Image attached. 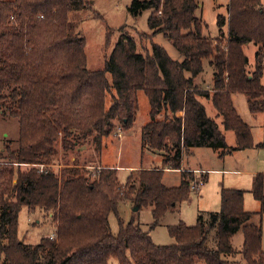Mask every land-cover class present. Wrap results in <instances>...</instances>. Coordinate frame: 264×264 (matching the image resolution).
<instances>
[{
    "label": "trees",
    "instance_id": "trees-1",
    "mask_svg": "<svg viewBox=\"0 0 264 264\" xmlns=\"http://www.w3.org/2000/svg\"><path fill=\"white\" fill-rule=\"evenodd\" d=\"M200 6L201 0H132L131 16L151 10V33L141 37L162 33L182 60L158 43L140 51L124 25L105 66L89 69L81 30L89 0H0V115L19 120L17 149L8 144L7 155L1 154L7 162H0V264H264L263 172L254 175L250 189L259 211L245 210L246 190L223 187L221 210L200 211L193 226L170 225L171 244L157 245L141 223L119 217L123 201L150 206L154 228L187 200L190 181L201 184L207 175L185 169L180 184L171 187L163 176L167 168L181 169L184 153L193 148L211 147L224 157L255 146L252 126L233 96L244 94L253 116L264 113V1L230 0L227 14L218 15L217 37L205 34L206 23L196 14ZM250 45L256 46L253 62L245 51ZM206 61L213 68L211 88L195 81ZM139 89L152 108L141 130L143 153L160 155L161 166L131 173L124 186L117 168L99 169L93 157L83 166L75 159L59 173L16 167L51 164L57 144L66 153L93 145L100 159L105 138L132 127ZM227 131L235 135L233 145ZM23 207L50 216L54 237L37 244L19 239ZM112 213L119 217L118 233L110 226Z\"/></svg>",
    "mask_w": 264,
    "mask_h": 264
},
{
    "label": "rangeland",
    "instance_id": "rangeland-1",
    "mask_svg": "<svg viewBox=\"0 0 264 264\" xmlns=\"http://www.w3.org/2000/svg\"><path fill=\"white\" fill-rule=\"evenodd\" d=\"M92 8L87 12L89 14L81 24V30L86 36V54L87 67L89 69H100L105 66L107 58L111 55L113 48L119 38V29L127 25L129 34H132L139 43V50L142 52L151 51L152 43H158L163 46L173 59L182 60V56L174 47L172 42L158 33L150 37H141L142 33H151L148 18L151 10L144 11L138 17H133L128 12V6L132 0H89ZM230 0H201V6L196 11L198 17L206 23L205 34L212 37L219 36V27L217 18L219 14H227V5ZM256 48L253 45L245 48L250 60L254 61V52ZM111 80V75H109ZM213 79V68L208 61L205 62L204 72L196 77L195 81L205 88H211ZM264 82V79H263ZM4 93H7L5 91ZM137 111L136 119L129 130L122 131L116 128L110 136L105 138L101 158H95L93 145L83 147L81 152H64L62 146L57 144V153L53 157L51 164H21L16 166L21 170H27L32 167L42 169H53L57 173L66 165H72L76 161L81 163H90L93 157L98 168H117V178L121 185L125 182L131 173L137 174L140 169H149L154 166H161L160 155H152L147 151L143 153L141 144V126L143 121L152 119V108L147 95L143 89L137 91ZM234 103L242 118L252 126L255 146L243 150L235 151L224 157L220 152L211 147H197L191 152L184 153L181 171L185 169L204 171L207 175L205 182L196 189L190 188V196L187 200L178 203L174 209L169 211L158 225L151 228L154 222L152 208L143 206L139 208L130 201H123L119 206V217L125 224L132 219L141 223L145 230H149L153 241L157 245L171 244L174 239L169 232L170 225L178 224L184 221L187 225L193 226L197 223L198 213L219 211L222 208L221 190L227 188H241L245 192V206L249 209L260 208L261 203L255 199L250 189L253 185L255 174L264 173V113L258 116H252L249 112L247 98L244 94H235ZM110 104V97L107 98V106ZM209 113H215L211 104L207 103ZM183 114V112H181ZM164 113L158 115L163 118ZM226 138L229 144L235 143V135L232 131L226 132ZM11 144L13 149H17L19 144V120L9 115H0V162H7L5 146ZM66 153V155L64 154ZM65 156V157H64ZM89 160V161H88ZM99 161V162H98ZM108 163L110 165H104ZM18 165V163H16ZM114 165V166H111ZM86 176L90 182L95 180L91 170L94 166H89ZM135 170V171H134ZM132 171V172H131ZM181 171L179 169H166L163 181L167 186H177L181 181ZM201 173H196L200 177ZM196 177V178H198ZM138 207V209H136ZM50 216L42 210L30 213L27 207H23L19 215L18 235L19 239L27 244H37L44 237H51L55 231V223ZM119 217L112 213L109 216L110 226L114 233L120 229ZM234 241L237 244L242 243V231L235 235ZM264 250V222H263V241ZM197 264H205L199 262Z\"/></svg>",
    "mask_w": 264,
    "mask_h": 264
},
{
    "label": "crops",
    "instance_id": "crops-1",
    "mask_svg": "<svg viewBox=\"0 0 264 264\" xmlns=\"http://www.w3.org/2000/svg\"><path fill=\"white\" fill-rule=\"evenodd\" d=\"M264 1V0H263ZM254 46V45H253ZM255 48H256V46H255ZM235 104V103H234ZM249 109V108H248ZM249 112H250V114L252 115V113H251V111H250V109H249ZM253 116V115H252ZM147 122L146 121H143L141 124H140V126H141V129H142V127L146 124ZM228 142V141H227ZM142 144V143H141ZM229 144V143H228ZM229 145H233V144H229ZM194 149V148H193ZM192 149V150H193ZM191 150V151H192ZM149 154H152L151 152H148ZM152 155H156V154H152ZM161 157V156H160ZM104 165H110V164H108V163H104V162H102ZM111 166H114V165H111ZM168 169V168H167ZM190 169V168H189ZM180 171H181V169H179ZM135 171V170H134ZM197 174L198 173H202V174H204L205 172L204 171H200V170H194ZM132 172V171H131ZM241 189V188H240ZM245 200L246 199H244V208H245V210H247V211H252V212H257V211H259L260 209H261V206H260V208H257V209H249V208H247L246 206H245ZM258 220H259V217H258ZM260 221H261V224H262V227H263V222H264V216H263V218L261 219L260 218ZM241 244V243H240ZM197 263H199V262H197ZM196 263V264H197Z\"/></svg>",
    "mask_w": 264,
    "mask_h": 264
},
{
    "label": "built area",
    "instance_id": "built-area-1",
    "mask_svg": "<svg viewBox=\"0 0 264 264\" xmlns=\"http://www.w3.org/2000/svg\"><path fill=\"white\" fill-rule=\"evenodd\" d=\"M121 130V129H120ZM43 170V169H42ZM200 185V182L198 181V179H194L190 181V187L192 189H196L198 188V186ZM52 238L54 237V234L51 236Z\"/></svg>",
    "mask_w": 264,
    "mask_h": 264
},
{
    "label": "water",
    "instance_id": "water-1",
    "mask_svg": "<svg viewBox=\"0 0 264 264\" xmlns=\"http://www.w3.org/2000/svg\"><path fill=\"white\" fill-rule=\"evenodd\" d=\"M136 209H138V207Z\"/></svg>",
    "mask_w": 264,
    "mask_h": 264
}]
</instances>
